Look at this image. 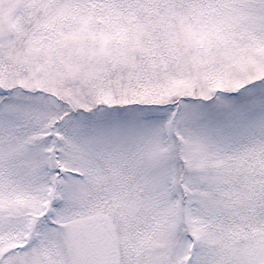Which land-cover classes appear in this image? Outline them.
I'll list each match as a JSON object with an SVG mask.
<instances>
[{
    "label": "snow or ice",
    "instance_id": "1",
    "mask_svg": "<svg viewBox=\"0 0 264 264\" xmlns=\"http://www.w3.org/2000/svg\"><path fill=\"white\" fill-rule=\"evenodd\" d=\"M0 264H264V0H0Z\"/></svg>",
    "mask_w": 264,
    "mask_h": 264
}]
</instances>
